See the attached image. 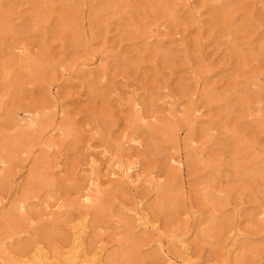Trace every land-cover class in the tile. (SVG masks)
Segmentation results:
<instances>
[{"label":"rangeland","instance_id":"obj_1","mask_svg":"<svg viewBox=\"0 0 264 264\" xmlns=\"http://www.w3.org/2000/svg\"><path fill=\"white\" fill-rule=\"evenodd\" d=\"M104 1L0 0V136L16 139L29 136L32 139L31 131L26 126L15 125L13 119V113H20L23 109L47 113L51 116L49 121L54 123L62 120L60 114H52L53 108L49 106L53 97L47 95L46 86L53 78L63 109L68 111V115L80 127V132L89 135L86 129H95V123L85 108L88 89L84 78H73L71 75L79 74L83 68L98 70L97 66L103 64V61L94 62L99 59L98 56L89 60L91 56L88 52L102 48L105 42L108 46H114L109 52L111 54L118 50L127 53L132 43L143 47L145 38L142 33L145 26L155 23L151 26L155 34L156 23L160 21H163L164 31L159 36L166 39L165 44L172 50L171 55L164 59L161 54L152 55L143 48V59L138 68L127 66L116 72L110 71L107 76L112 78L113 85L118 88L113 97L121 94L127 98L132 92L146 96L151 91L155 92L156 86L161 89L164 87L159 90L168 96L158 102L159 107L150 121L162 127L170 120L181 118L184 110L201 104L197 128L181 123L180 135L161 143L164 148L162 154H156L153 149L156 132L146 128L131 132L126 106L119 112V120L112 132L96 134L90 138L82 137L79 142L58 143V146L48 148L39 140L53 138L58 142L62 136L50 137L51 132L46 130L37 138L28 154L11 158L3 169L0 196L5 199L0 206V238L8 231L16 234L23 230L19 245L14 248L15 255L27 251L28 256H31L35 252L34 245H43L48 250L56 245L67 248V238L71 233L67 225L78 220L70 218L83 211L76 200L77 190L84 182L86 173L77 171L78 166L86 161L89 153L99 159L102 165H107L109 154H102L109 149L123 163L137 162L141 181L149 178V172H154L157 179L153 184L174 190L177 187H182L183 191L189 190L187 196L179 197L173 205H166L160 210L157 208L158 191L148 183H142L136 194L125 184L122 191L114 190L112 186L105 191V203H111V206L115 205V209L119 210L124 205L131 206L135 199H141L149 220L156 221L158 233H145L147 239L139 248L141 252L135 260L136 264H151L156 248L152 245L157 239L163 238L165 246L170 247L171 241L167 235L173 227H177L182 237L186 238L185 244L192 261L198 260L199 264H221L225 248L230 242L228 234H224L218 242L201 240L192 216L196 214L203 219L209 213L208 204L201 200L198 190L200 186H207L223 203L221 213L227 220L223 233L235 222L236 209H240L238 219L243 220L255 211L259 202L264 201V88L263 93L239 94L241 100L247 96H257L259 99L258 103L253 104L252 114L248 117H245L241 101L236 102L234 110H224L227 101L237 100L236 92L241 91L253 76H257V82L264 86V55H257L259 44L264 40V0H191L201 16L196 20L193 13L184 12L183 21L179 24H172L165 16L158 18L159 12L154 6V0H124L105 13L99 12V5ZM225 3L231 4V7L220 14L219 7ZM75 28H80L83 36L77 39L73 37L72 31ZM135 33L138 34L137 38H134ZM228 35L234 39V43L229 42ZM129 36L133 38L129 39ZM255 37L260 39L256 40ZM154 38L153 35L146 40L152 44L156 42ZM252 39H255L254 43L249 45ZM87 44L91 45L89 49ZM14 45L20 50L12 49ZM27 55L40 59L41 66L38 69L23 67ZM127 55L138 57L136 51H129ZM60 61L64 62L67 69L63 70L64 74L54 68ZM84 61L88 64L81 66ZM5 64L13 66L10 80H6L1 73ZM194 72L197 74L194 75ZM252 88L256 90V87ZM206 92H218L221 99L208 101L204 97ZM113 103L116 101L113 100ZM100 104L97 100V105ZM188 135H192L196 141L193 146L186 144ZM130 136L136 140L127 142L133 146L131 148L127 143L124 144ZM75 142V146H72ZM85 144L90 147L85 149ZM245 145L251 146L250 151L243 149ZM57 149H60L59 159L54 158ZM200 149L204 150V155H197ZM165 154L201 156L202 163L192 167L189 172L180 173L167 162ZM241 155L244 160H239ZM254 155L258 157L253 159ZM32 172L38 178L43 173L49 185L40 187V180L31 178ZM101 173L104 174L105 169ZM35 187L40 191L36 192V198L29 199L34 202L29 205L33 219L29 226H18L15 214L11 212V203L27 189L34 190ZM49 187L56 189L50 193L52 197L48 199L49 203L59 197L61 201L73 204L66 209L67 212L55 228L50 227V216L43 215L45 208L41 202ZM89 217L90 225L99 218L93 212ZM108 219L105 214L99 218V221L104 222L100 236L93 229V233L87 236V241L96 237L102 239L101 242L89 245V257L103 244L109 247L105 256L118 249L123 236L118 232L114 235V225L105 223ZM247 224V221H242L241 234L253 238L264 236L259 223L257 226ZM244 242L253 241L242 240L238 246ZM103 263L106 264L105 261ZM243 264H264V249L249 253Z\"/></svg>","mask_w":264,"mask_h":264},{"label":"bare ground","instance_id":"obj_2","mask_svg":"<svg viewBox=\"0 0 264 264\" xmlns=\"http://www.w3.org/2000/svg\"><path fill=\"white\" fill-rule=\"evenodd\" d=\"M121 1L124 0H105L99 5L98 11L105 13L109 8L116 7L118 5L117 3H120ZM211 1L216 2L218 0ZM153 3L159 12L158 18L165 16L172 24L182 23V15L184 12L193 13L192 16H194L196 20L201 16L197 7H193L191 0H177L175 2L173 0H154ZM230 7L231 4H222L219 7V13H225ZM152 24L155 23H148L143 30L142 35L145 38L143 47H139L135 43L129 45V51H136L138 54L137 58H134L132 55H127L129 51H127V53H122V51L118 50L114 54H111L109 52L114 49V46H108L105 42L102 48L88 52L91 56L89 60H94V56H98L97 58L99 59L94 60V62H97V60H99V62L103 61V64L97 66L99 67L98 70L90 68L84 70L83 68L78 72L79 74H70L73 78L85 79L84 84L88 89V99L85 108L90 113L93 118L92 120L95 123V129H86V132H90L89 135L80 132V127L76 125L74 120H72V117L68 115V111L63 109L62 103L59 102L58 99L59 91L55 83V78L47 82L46 91L48 96L53 97L49 103V106L53 108L52 114L61 115L62 120L59 123H54L51 120L49 121L51 116L47 113L33 111L31 109H23L20 113H13L15 125H19L20 127L26 126L33 136L32 139H29V136L28 138L22 137L20 139L0 136V181L4 179L3 169L9 163V160L22 154H28L37 142V138L41 137L46 130H48L49 133L51 132L50 137L54 135L62 136L58 142L53 138H49V140L46 141L40 139L39 142L44 143L48 148L58 146V143L67 144L69 141L74 140L79 142L82 137L87 138L88 136L90 138L94 137L96 134L110 132L112 128L117 125L119 112L124 110L123 106H126L129 111L132 133L139 128H146L148 131H154L157 133L156 140L153 142V149L156 154L164 153V148L161 144L162 142L173 140L180 135L181 123H188L193 129L197 128L201 116V104L193 105L187 111L184 110L181 118L175 121L170 120L167 122L168 124L165 123L162 127H158L154 122L150 121V118L153 117V113L159 107L158 102L163 101V99L168 96L167 93L159 90V88L161 89L160 86H156V91H151L146 96L140 94L137 95L132 92V95L127 98L121 94L113 97L118 88L113 85L112 78L107 76L110 71L116 72L127 66L138 68L143 59L141 54L143 48L150 51L152 55L161 54L164 59L171 55L172 50L165 44L166 39L159 36L164 31L162 28L163 21L156 23L155 34L152 33L154 31L151 28ZM72 34L73 37L77 39L83 36V31L80 28H75L73 29ZM153 35L155 36L154 40H156V42L151 44V41L146 39ZM129 37V39L133 38L132 36ZM137 37L138 34L135 33L134 38ZM255 39L259 40L260 38L255 37ZM255 39H252L248 44L252 45ZM228 40L231 44L234 43V39L231 38L230 35H228ZM260 43L261 44H259L257 49V55L262 56L264 55V40ZM90 46V44H87V49H89ZM12 49L19 48L17 45H14ZM177 49L179 51L183 50L181 48ZM25 57V63L22 65L23 67H28L29 69L34 67L35 69H38V67L41 66L42 61L40 59L32 58L28 55ZM87 64L88 62L84 61L81 63V66H86ZM16 66L20 67L21 65L16 64ZM54 68L56 71H59L60 74H64L63 70H67L64 67L63 61L57 62L54 65ZM12 71L13 66L8 64L3 65L1 68V73L6 80L11 79ZM83 71L84 73L80 75ZM195 74H197V72H194V75ZM257 81V76H253L241 91L239 90L236 92L238 95L237 100L227 101L224 110H234L235 107H237L236 102L241 101V103H243L241 107L245 110V117L251 115L253 104L259 102L258 97L253 96L250 98L247 96L241 100L239 94L242 92L263 93L264 86L260 85ZM252 86L256 87V90H253L254 88H252ZM163 88L164 87H162L161 90H163ZM125 92L127 93L128 90H125ZM204 97L208 101H216L221 99V94L218 92H213L212 94L206 92ZM226 98L229 100L228 97H225V99ZM97 100L101 102L100 105H97ZM113 100L116 101L115 104L113 103ZM96 129H98V131ZM131 136L125 140L124 144L136 141L134 137ZM76 142L73 143L72 146H75ZM195 142L196 141L192 135L187 136V146H193ZM127 144L130 148L133 147L129 145V143ZM89 147V144H85V149H88ZM138 147H140V145H138ZM243 149L250 151L251 146L249 147L248 145H245ZM55 151L56 154L54 155L56 156L54 158L59 159L60 149ZM106 153L109 154V156H107L109 160L107 165H102V162L99 159L91 156L89 153L86 161L78 166L77 171L86 173L84 182L77 190L76 200V204L83 207V211L79 215L70 218V220H73L74 218L78 220L72 225H67L71 232L70 236L67 238V248L56 245L53 246L51 250H48L43 245H34L35 252L31 256H28L27 251L15 255L14 248L18 247V243L22 238L20 234L23 230L18 231L16 234L8 231L4 237L0 238V259L2 260V264H104L103 261H105L106 264H113L116 261H118L119 264H136L135 260L138 258L139 252H141V249L139 248H141L147 239L145 233H151L154 231L158 233L159 229L156 221L149 220L147 216L148 214L143 208V201L141 199H135L131 206L124 205L119 210L115 209V205L111 206V203H105V191L110 186H112L114 190L122 191L125 184L129 187L128 189L136 194L138 189L141 188L142 183H148L149 186H153L158 191L159 198L157 200V208L160 210L161 207L166 205H173L179 197L184 195L187 196L189 190L183 191L182 187H177V189L174 190L170 187H163L161 184H153L157 179L154 172H149V178H145L141 181L137 162L123 163L117 154L111 153L109 149H106L102 156H105ZM198 153L200 155L205 154L203 149L197 151V155H199ZM8 154L9 156H7ZM242 157L243 155H241L239 160L245 159H242ZM257 157L258 155H254L253 159H256ZM165 159L174 169H176L177 172L180 173L185 171L189 172L192 167H196V165L202 163L201 156L193 157L187 155L186 157H182L179 155L165 154ZM102 169H105L104 174L101 173ZM31 178L35 180L38 176L32 172ZM38 180H40V187L49 185V181L43 173L39 176ZM33 189L34 190L27 189L21 194V196H19V198L17 197L14 202L11 203V212L15 214L18 226H29L30 221L33 219L30 215L32 210L29 205L34 202L29 201V199L33 197L36 198V192L40 191L37 187ZM198 190L201 200L206 202L209 206L208 216H205L203 219L198 218V215L196 214L192 216L195 218V225L198 228V237L204 241L218 242L222 239L224 234H228L227 237L230 239L228 246L225 248L226 250L221 264H232V262L233 264H243L249 253H252L257 249H264V236L253 238L247 234L240 233L242 221H247L248 226H257L259 223L261 229L264 230V201L259 202L255 211L250 213V215L243 220L238 219L241 214L240 209H236L235 222L228 226L227 230L223 233L227 220L221 213V207L223 206L222 201L217 198L215 194L213 195V192H210L207 186H200ZM55 191L56 189L53 187L47 188L44 192L45 198L41 201L43 203V208H45L43 215L50 216V227L53 228L57 227L56 223L62 220L64 214L67 212L66 209L68 210L73 206V204L61 201L59 197H56L49 203L48 199L52 197L50 193ZM4 199L3 196H0V206L4 204ZM92 212L98 214L99 218L104 214L107 215L109 219L105 222L106 225H114V235L118 232V234L122 233L123 236L118 244V249L108 253L106 256L105 252L108 251L109 247L104 246L103 244L92 257H89L91 253L89 245H94L98 241L101 242L102 239L96 237L95 239L92 238L87 241V236L94 231L95 234L97 232L100 233V230L104 226V222L99 221V218L94 224L92 223L90 225L91 219L89 214ZM116 225H120V227H117ZM138 231H141V234L136 235ZM100 235L101 233L99 236ZM167 237L171 241L170 247L165 246L163 238L157 239L152 245L156 246V248L152 254L151 264H199L198 260L192 261L191 254L188 252L189 248L187 244H185L186 238L182 237V234L178 232L177 227L170 229ZM242 240H252L253 242H244L238 246V242ZM237 248L240 250H237Z\"/></svg>","mask_w":264,"mask_h":264}]
</instances>
